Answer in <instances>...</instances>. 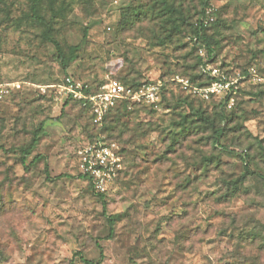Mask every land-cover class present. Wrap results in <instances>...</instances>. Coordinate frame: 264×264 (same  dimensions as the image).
<instances>
[{"label": "rangeland", "instance_id": "1", "mask_svg": "<svg viewBox=\"0 0 264 264\" xmlns=\"http://www.w3.org/2000/svg\"><path fill=\"white\" fill-rule=\"evenodd\" d=\"M34 6L0 0V264H264V0ZM203 13L209 63L238 80L231 110L175 82L206 84L197 58L207 53L193 49ZM66 77L93 89L160 81L166 97L118 113L102 134L52 88ZM97 141L123 158L103 198L77 160Z\"/></svg>", "mask_w": 264, "mask_h": 264}, {"label": "built area", "instance_id": "2", "mask_svg": "<svg viewBox=\"0 0 264 264\" xmlns=\"http://www.w3.org/2000/svg\"><path fill=\"white\" fill-rule=\"evenodd\" d=\"M202 73L213 79L209 86L194 87L188 80L182 79H177L175 82L182 84L185 90L193 92L206 101L223 96V104L226 109L231 110L235 101L231 93L238 80L228 79L225 73L209 62L203 64ZM164 86L160 81H151L134 89L118 80L108 79L101 87L93 89L86 83L67 77L62 84L52 88L57 89V94L64 96L66 100L71 99L81 103L91 113L94 123L102 126L110 110L124 101L156 107L161 103ZM2 88L0 86V98L4 94ZM77 159L79 172L90 178L97 193L108 192L119 176L123 161L115 144L109 145L101 141L81 148L77 153Z\"/></svg>", "mask_w": 264, "mask_h": 264}, {"label": "trees", "instance_id": "3", "mask_svg": "<svg viewBox=\"0 0 264 264\" xmlns=\"http://www.w3.org/2000/svg\"><path fill=\"white\" fill-rule=\"evenodd\" d=\"M37 4H38V0H35V6L33 8L34 9V12H36V6H37ZM203 15H204L203 16V19L197 25L196 31H195V33L193 35V42H194L193 49H195V51L198 52L199 49L204 48V50L207 53L206 62H213V60L215 59V56H216V54H215L216 51H215V49L213 47L212 42L210 41L209 37L207 36V31H208V28H209V24L206 22L205 13H203ZM46 38H47L48 41H50V42H52L54 44V46H55V48H56V50L58 52V59L60 61H62L64 64H66V56H65L63 50L61 49L59 43L56 42L55 40L51 39V38H48V37H46ZM197 59H198V61H197L198 62V66H201L202 64L205 63V62L203 63L202 58L198 57ZM66 78H64V80ZM200 78L201 79H204V81L206 82L205 85H201L203 87L209 86L212 83V81H213L212 78L205 76L203 73H202V75H200ZM148 82H151V81H148V80L147 81H143L142 80V81H139L138 82L137 80H135V81H130V82L129 81L128 82L124 81L122 83L125 86H127V87H132L134 89H138L143 84L148 83ZM102 85H100L99 87H101ZM165 97H166V90H163V93H162V101L165 99ZM77 103L82 107V109L86 110L87 112L89 111L88 109L84 108L81 105V103H79V102H77ZM223 105H224L223 103H220V106L223 107ZM135 107L152 108V106H148L146 104H137V103H131L129 101H124L118 107L111 109L110 112L107 114V116H106V118L104 120V123L101 126V133L104 134V133H107L108 132L109 128H108L107 124L111 120L113 121L114 117L118 113L128 112V110H130L132 108H135ZM142 132L143 131L142 130H139V129L134 130V132L132 133V136H131L132 139H135L137 136L140 137V133H141V136H142ZM42 135H43V124H41L39 126V129L36 131L35 136H34L32 142H31L30 146L28 148H26V149H22L21 150V153L23 155V160L24 161H26L27 158H29L31 156V153H32V151L35 148V145L37 143L38 138L41 137ZM107 140H112V139L109 138V137H107ZM79 176L82 179H85L88 182L89 187L98 195V197L103 198L106 195L107 192L106 193H97L95 191L94 186H93V183H92V181L90 180L89 177L82 175L80 172H79ZM83 262H84V264H94L92 261H88V260H84V259H83Z\"/></svg>", "mask_w": 264, "mask_h": 264}]
</instances>
